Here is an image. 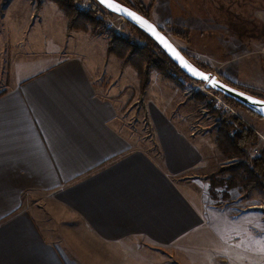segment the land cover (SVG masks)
<instances>
[{
	"label": "crops",
	"instance_id": "1",
	"mask_svg": "<svg viewBox=\"0 0 264 264\" xmlns=\"http://www.w3.org/2000/svg\"><path fill=\"white\" fill-rule=\"evenodd\" d=\"M41 1L35 14L34 0H0V33L15 36L20 49L28 43L24 35L34 39L33 26L43 15L50 20L43 37L47 57L25 58L15 74L0 75V264H148L147 254L163 263L164 254L205 231L213 217L257 215L197 203L202 184L195 179L206 180L228 158L214 129L193 134L183 82L151 72L143 101L153 150L121 127L131 100L140 98L135 69L107 53L105 37L86 31L67 36L62 10ZM200 1L189 2L195 25L215 26ZM141 2L163 29L165 2ZM192 35L185 43L193 51L177 46L192 60H217L221 78L227 77L222 68L236 62L240 48L231 46V57L220 48L207 52L196 44L213 36ZM221 35H214L219 44ZM55 210L62 212L54 217ZM68 218L81 225L70 241ZM256 219L252 227L264 238Z\"/></svg>",
	"mask_w": 264,
	"mask_h": 264
},
{
	"label": "rangeland",
	"instance_id": "2",
	"mask_svg": "<svg viewBox=\"0 0 264 264\" xmlns=\"http://www.w3.org/2000/svg\"><path fill=\"white\" fill-rule=\"evenodd\" d=\"M50 1L55 3L53 0ZM124 1H128L137 7L141 2V0ZM162 1L165 2V8L162 12L169 16L167 19L168 23L163 25V29L167 31L169 37L176 45L193 51L191 47H187L185 42L191 41L192 33H194L196 37L202 34L213 36L212 39L209 38V42L196 44L197 48H201L207 52L209 50L210 52H214V49L220 48L221 53H225L224 50H226V56L231 57L233 52L230 53V47L236 46V48H240L234 56L238 58L236 62L227 63V65L223 66L222 72H225L227 77L221 79L225 81H228L227 79L229 78L237 80L239 82H232L235 86L264 98V0H204V3L201 0V6L206 8L204 16L210 15L211 21L215 23V26L204 24L200 27L196 26L198 19L191 14L190 0H180L178 3L175 2L173 6L171 0ZM34 2L35 14H37L42 7V1L34 0ZM5 5L6 2H4L3 6ZM56 5L62 10L67 21H69L63 9L58 4ZM209 5L211 8H208ZM179 6H181L183 12ZM77 7L80 11H88L91 7L98 9L97 16L100 23L96 26L88 24L86 29H73L69 32L67 22V36L71 37L75 31H86L105 37L108 44L111 35L129 39L138 45L146 43L143 36L127 20L110 13L96 0H79ZM145 7L151 19V6L147 7L145 5ZM209 9L211 10L210 12ZM3 12L0 11V17H2ZM49 24L50 20L45 19L43 15L41 23L33 26L34 39L28 35L23 36L28 42L24 45V50L20 49V46L17 45L15 36H5L0 33V64L2 65L0 66V75H4L6 78L15 74L16 66H18L20 61H24L25 58L45 59V56L47 57V48H45L46 45L44 44L43 37ZM51 25L55 26L54 23ZM178 32L182 35H178ZM222 33L223 35H221ZM216 34L222 36L221 44L216 41V37L214 36ZM7 38L8 41H6ZM29 39L34 41L30 42ZM117 46L122 49L120 44H117ZM107 53L116 56L122 63L124 62L116 54L109 53L108 49ZM131 55L133 58L137 57L134 53H131ZM196 59L194 58V61H198L197 63L202 65L206 71L223 77L220 74V69L217 68V65H220L217 60H213L212 58H206L204 61ZM136 61L138 60L136 59ZM239 62L245 63V65L241 68L238 66ZM123 65H131V63L126 62ZM156 70L158 71V69L152 68L151 72ZM135 71L137 72L136 69ZM169 77L171 76L169 75ZM184 80L182 79L180 82H183L185 85V95L187 96L185 104H187L188 112L192 117L193 134L208 129H214V132L217 134L218 128H220L219 122L222 119L229 116H237L244 123L254 128L257 134L259 133L258 143L248 148L249 154H255V148H258L259 153L264 149V118L259 117L244 107H239L235 102L233 103L236 112L229 111L226 113L216 110L213 107V97L210 93L202 91L199 88V83L192 85L189 80H185L186 82ZM129 90L130 93L136 92L133 87ZM187 91L189 92L187 93ZM139 97L137 103L134 99L131 100L132 103L128 105L125 111L121 127L126 133L132 135L133 138L141 142L144 141L148 147L154 150L156 149V143L153 140V131L150 123L146 118L144 96L141 97L139 94ZM190 100H193V102L190 103ZM235 162H237V159H228L218 169L230 168ZM217 171L207 176L206 180H203L204 178L195 179L196 184H202L200 187L201 192L196 199L197 203H205L206 206H211V208L227 207L230 209V213L234 215L237 212L247 214L248 211L253 210L258 212L257 215H252L254 217H240L238 221L236 219L232 220L229 217L217 219L213 217L211 226H207L205 231L198 232L197 235L191 237L186 243L178 248H173L170 252H167L168 254H164L163 263L159 262L158 257L147 254L145 260H147L148 264H264V238L260 234L257 235L255 229L252 227V225H256V218H259L262 223L261 233H264V193L256 189L251 192L252 194H247L240 184L232 188L226 183L231 176L229 169L219 174ZM187 179L189 178L187 177ZM35 200L32 198V201L30 199L28 203H35ZM60 211L55 210L52 214L56 217L55 214L60 213ZM47 215L49 218H52L51 223L58 224V221L54 217L49 216L50 214L44 211L43 217L46 218ZM65 215L69 216L70 214L65 213L64 217ZM63 223L65 225L63 226L66 228L64 233H66L70 241L71 232L75 233L81 225L76 218H68L63 220Z\"/></svg>",
	"mask_w": 264,
	"mask_h": 264
},
{
	"label": "trees",
	"instance_id": "3",
	"mask_svg": "<svg viewBox=\"0 0 264 264\" xmlns=\"http://www.w3.org/2000/svg\"><path fill=\"white\" fill-rule=\"evenodd\" d=\"M53 1L63 9L69 18V32L73 29H86L88 24H93L96 26L100 23V20L97 16L98 9L94 7H91L88 11H80L77 7V2H79V0ZM119 1L132 8H135L143 15L149 17L147 8L142 2L139 1L140 3L137 7L128 1ZM131 25L143 36L146 43L144 45H138L136 42H133L129 39L111 35L108 44V52L114 53L119 58L123 59V64L126 62L131 63V65L137 70L138 76L140 78L141 97H143L146 93V89L151 78L152 68L158 69V71L165 75H170L179 83H181V78L186 80H194L186 75L151 37H149L138 27L134 26L133 24ZM178 33V35H182L180 32ZM117 44H120L122 49L121 47L117 46ZM134 49L136 50L134 51ZM131 53H134V55H137V57L133 58ZM136 59L138 61H136ZM194 62L203 68L202 65L196 61ZM229 83L235 85L232 82ZM225 98L231 102H235L233 99H230L226 96ZM235 103L239 107H244L237 102ZM244 108L247 109L246 107ZM219 123L220 128H218L216 136L217 145L228 159H237V162L233 163L230 168L226 167L218 169L217 173L219 174L229 169L231 176L226 181L228 186L234 188L240 184L246 190L247 194H250L256 189H259L264 193V149H262L257 155H251L248 151V148L251 145H255L259 141L257 132L254 128L244 123L237 116H229L222 119Z\"/></svg>",
	"mask_w": 264,
	"mask_h": 264
},
{
	"label": "water",
	"instance_id": "4",
	"mask_svg": "<svg viewBox=\"0 0 264 264\" xmlns=\"http://www.w3.org/2000/svg\"><path fill=\"white\" fill-rule=\"evenodd\" d=\"M101 6H103L110 13L121 16L129 23L138 27L144 33H146L149 37H151L168 55V57L182 69V71L196 81H201L205 83L207 88L213 89L224 96L233 99L235 102L241 104L246 107L251 112L261 116L264 118V98L257 96L254 93H251L245 89L237 87L224 79H221L219 75L215 73H210L205 69L201 68L197 65L191 58H189L185 52H183L176 44L172 41L165 31L160 28L156 23H154L149 17L143 15L141 12L132 8L119 0H96ZM128 13H132L134 15H129ZM139 17V19H136ZM141 21H145L146 24L141 23ZM147 25H151V28L155 30V35L153 31L149 29ZM162 37L164 41L167 42V45H170V48L166 46L164 42L157 38ZM172 50H175V53L178 54L180 58L188 65L185 67V63H181V59L177 58V55L173 53ZM191 69V70H190ZM194 70V71H193ZM196 73H200L203 75H197ZM207 76L208 79H204L203 77ZM213 81L215 83H213Z\"/></svg>",
	"mask_w": 264,
	"mask_h": 264
},
{
	"label": "built area",
	"instance_id": "5",
	"mask_svg": "<svg viewBox=\"0 0 264 264\" xmlns=\"http://www.w3.org/2000/svg\"><path fill=\"white\" fill-rule=\"evenodd\" d=\"M121 17V16H120ZM216 74V73H215ZM182 80V79H181ZM186 80V79H185ZM184 80V81H185ZM186 82V81H185ZM189 82L193 85V84H196V83H199V88L202 90V91H205L206 93H210V95L213 97L212 101H213V107L216 109V110H220L222 112H226L228 113L229 111H233V112H236L235 111V107H234V103L233 102H230L229 100H227L225 98L224 95H222L221 93L213 90V89H209L207 88L206 84L205 83H202L201 81H196V80H189ZM189 91H187L188 93ZM219 93V94H218ZM259 134V133H258ZM261 136V134H260ZM264 139V138H263ZM254 153L255 154H252V155H257L259 154V150L258 148H255L254 149Z\"/></svg>",
	"mask_w": 264,
	"mask_h": 264
},
{
	"label": "snow or ice",
	"instance_id": "6",
	"mask_svg": "<svg viewBox=\"0 0 264 264\" xmlns=\"http://www.w3.org/2000/svg\"><path fill=\"white\" fill-rule=\"evenodd\" d=\"M128 14H129V15H134V14H132V13H128ZM136 19H139V17H136ZM141 23L146 24L145 21H141ZM147 26L149 27L150 30L153 31V34L155 35V34H156V33H155V30L151 28V25H147ZM157 38L160 39L162 42H164V43L166 44V46H168V47L170 48V45H167V42L164 41L162 37H159V36L157 35ZM172 51H173V53H174L175 55H177V58H178V59H181V63H185V62L182 60V58H180V57L178 56V54L175 53V50H172ZM185 67H188V65H187L186 63H185ZM190 70H191V69H190ZM193 71H194V70H193ZM196 74H197V75H203V74H200V73H196ZM203 78H204V79H208L207 76H204ZM213 83H215V82L213 81Z\"/></svg>",
	"mask_w": 264,
	"mask_h": 264
}]
</instances>
